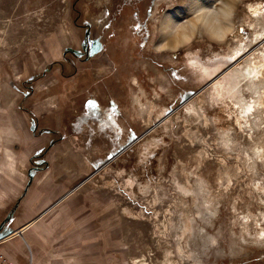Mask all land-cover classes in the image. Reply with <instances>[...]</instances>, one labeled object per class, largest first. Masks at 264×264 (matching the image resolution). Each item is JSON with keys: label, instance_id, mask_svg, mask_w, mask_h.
<instances>
[{"label": "rangeland", "instance_id": "rangeland-1", "mask_svg": "<svg viewBox=\"0 0 264 264\" xmlns=\"http://www.w3.org/2000/svg\"><path fill=\"white\" fill-rule=\"evenodd\" d=\"M0 255L264 264V0H0Z\"/></svg>", "mask_w": 264, "mask_h": 264}, {"label": "bare ground", "instance_id": "bare-ground-1", "mask_svg": "<svg viewBox=\"0 0 264 264\" xmlns=\"http://www.w3.org/2000/svg\"><path fill=\"white\" fill-rule=\"evenodd\" d=\"M196 3H195V5L196 4H198L199 2H197V1H195ZM202 3V2H201ZM227 4V3H226ZM225 4V5H226ZM201 5V4H200ZM204 6V5H203ZM196 6H194L193 8H195ZM203 8H205V6L203 7ZM195 9H197V8H195ZM208 9H209V7H208ZM201 10H203V9H201ZM230 12V11H229ZM228 11H227V9L225 8H222L221 9V11H220V13L224 16V17H227V19H228V15H229V18H230V13H229ZM201 13V12H200ZM219 13V12H218ZM199 14V13H198ZM197 19H201L202 21H203V23L208 27V29L210 30V32L212 33V34H214V35H216V36H221V34H222V32H221V28H220V26L216 23L217 22V20L219 19V17H218V19L216 18V17H212V15L209 13V12H207V11H204V12H202L199 16H198V18ZM225 19V18H224ZM226 19V20H227ZM172 20V19H171ZM174 20V19H173ZM225 20V21H226ZM229 20V19H228ZM176 21H177V19H176ZM176 21H175V23H176ZM220 21V20H219ZM170 21L168 22V23H165V27H170ZM173 23H174V21H173ZM181 23V22H180ZM180 23L177 25L176 24V28H178V26L179 27H181L180 26ZM188 23V22H187ZM183 24V23H182ZM185 26H186V24H185ZM190 26H191V28L193 27V24L192 23H190ZM224 28H225V25H224ZM223 28V29H224ZM173 29V28H172ZM175 29V28H174ZM178 30H180L179 28L177 29V31ZM173 31V30H172ZM225 31V30H224ZM170 32V31H169ZM172 33V32H171ZM176 32H174V34H173V39H174V42H177V41H179V40H183V39H187V37H188V34L184 31V30H181L180 31V33H178V34H175ZM169 34V33H168ZM225 34V33H224ZM164 36V35H163ZM169 36V35H168ZM170 36H171V34H170ZM167 36L165 35V38H166Z\"/></svg>", "mask_w": 264, "mask_h": 264}, {"label": "built area", "instance_id": "built-area-1", "mask_svg": "<svg viewBox=\"0 0 264 264\" xmlns=\"http://www.w3.org/2000/svg\"><path fill=\"white\" fill-rule=\"evenodd\" d=\"M0 264H16L0 255Z\"/></svg>", "mask_w": 264, "mask_h": 264}, {"label": "water", "instance_id": "water-1", "mask_svg": "<svg viewBox=\"0 0 264 264\" xmlns=\"http://www.w3.org/2000/svg\"><path fill=\"white\" fill-rule=\"evenodd\" d=\"M30 223H31V222H29L27 225H29ZM23 229H24V228L19 229V230H17V232L20 233Z\"/></svg>", "mask_w": 264, "mask_h": 264}, {"label": "crops", "instance_id": "crops-1", "mask_svg": "<svg viewBox=\"0 0 264 264\" xmlns=\"http://www.w3.org/2000/svg\"><path fill=\"white\" fill-rule=\"evenodd\" d=\"M27 224H28V223H27ZM27 224H25L24 226H22L21 229H22V228H26L27 226L30 225V224H29V225H27Z\"/></svg>", "mask_w": 264, "mask_h": 264}]
</instances>
